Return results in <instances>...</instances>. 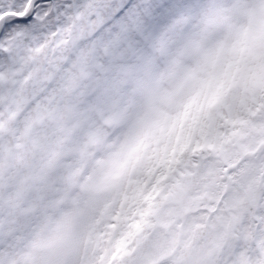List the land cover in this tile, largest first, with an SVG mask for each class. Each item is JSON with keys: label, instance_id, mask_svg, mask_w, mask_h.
I'll return each mask as SVG.
<instances>
[{"label": "rangeland", "instance_id": "obj_1", "mask_svg": "<svg viewBox=\"0 0 264 264\" xmlns=\"http://www.w3.org/2000/svg\"><path fill=\"white\" fill-rule=\"evenodd\" d=\"M17 2L25 10L24 0H0V10ZM120 5L128 10L114 21ZM40 6L34 19L0 37V264H42L37 241L48 247L39 236L49 233L50 213L74 203L81 190L71 179L88 180L93 163L105 159L98 144L83 154L82 136L93 114L107 115L91 88L108 79L113 60H120L111 76L119 87L151 57L170 61L214 24V58L188 92L195 113L184 106L168 138L158 131L142 172L105 202L112 210L105 239L113 244L99 232L89 264H264V0ZM42 12L51 15L43 27ZM234 32L262 40L229 50ZM118 132L110 128L107 142Z\"/></svg>", "mask_w": 264, "mask_h": 264}, {"label": "bare ground", "instance_id": "obj_2", "mask_svg": "<svg viewBox=\"0 0 264 264\" xmlns=\"http://www.w3.org/2000/svg\"><path fill=\"white\" fill-rule=\"evenodd\" d=\"M24 1L26 2L25 10H22L23 8H17V10L27 13L28 19L26 21H28L31 18L34 19L36 13L42 9L40 5L43 4V1L44 3H51L55 0ZM20 2H17L13 8ZM236 10L235 8L233 13ZM67 13L70 14L68 11ZM42 14L48 16L46 19L41 15L43 27L44 22L49 21L51 15H46L44 12ZM239 20H242V18L239 17ZM239 20L237 23H239ZM219 31L218 25L215 26L214 24V26L208 27L194 37L196 38L195 45L194 42L189 41L190 45L179 47L180 52L176 50L173 59L170 61H162L156 57H151L140 68L141 74L133 82L120 79L119 87L114 83L110 87H105V80H102L91 88L93 93L99 92L101 94L102 99L96 105L101 106L107 115L91 114V123L95 125L90 123L87 127L88 131H85L82 136L83 154L87 153L88 150L93 152L98 144L103 150L105 159L93 163L92 173L87 177L88 180L71 179V183L81 190L80 196L74 202L77 218L75 236L70 239L67 231L62 234L46 233L40 235L39 237L43 238L44 243L48 244V247H44L43 244H39L41 243L40 239L37 241L38 250L41 251L42 264H89L95 251V248H92V241L99 232H102L101 240L103 235L104 243L107 246L113 244V241L107 242L105 239V224L109 221L112 210L109 204L107 206H104V204L111 200L112 194L121 191L119 182L124 176L123 184L126 183L127 186L131 173L138 176L142 172L154 151L152 148L157 140L154 135L164 129L160 134L165 132V137H169L171 120L180 112L182 107L181 97L188 96L191 88L199 84L197 80L202 77L203 69L211 65L215 52V40L211 41ZM236 37L234 32L230 43L226 46L227 49L247 48L250 44H257L256 40L259 38L262 40L260 36L244 39H237ZM190 46L193 47L188 48ZM208 53H211L209 58ZM198 62H203V64ZM242 62L247 63L246 59ZM165 64L167 65L165 66ZM96 115L99 118L98 120H96ZM110 128L119 130L114 143L107 142L105 137ZM105 144H108V147H105ZM117 145H119V150L113 152L112 149ZM86 149L88 150L86 151ZM106 164L108 170L104 171ZM93 176H96L94 181ZM35 195H37L35 199L38 201L39 207L45 209L48 201L45 199V202L42 201L41 195H38L37 192ZM97 218L98 223H95ZM97 252H99L98 249L95 253ZM44 253L49 255L46 256Z\"/></svg>", "mask_w": 264, "mask_h": 264}, {"label": "clouds", "instance_id": "obj_3", "mask_svg": "<svg viewBox=\"0 0 264 264\" xmlns=\"http://www.w3.org/2000/svg\"><path fill=\"white\" fill-rule=\"evenodd\" d=\"M182 107L180 111H183V106H186L191 113H195L196 103L193 102L190 96L181 97ZM119 150V145L112 149L113 152ZM108 170L107 164L104 167V171ZM96 176H93V181ZM123 184V180L119 182ZM77 230V218H76V205L71 201L65 202L58 209L52 210L50 213V219L48 221V231L52 234H62L65 231L68 232L69 238L73 239ZM44 255H49L44 253Z\"/></svg>", "mask_w": 264, "mask_h": 264}, {"label": "snow or ice", "instance_id": "obj_4", "mask_svg": "<svg viewBox=\"0 0 264 264\" xmlns=\"http://www.w3.org/2000/svg\"><path fill=\"white\" fill-rule=\"evenodd\" d=\"M128 10L127 5H120L116 12L115 15L113 16L114 21H118L120 17L125 15V13ZM28 19V14L23 13L22 10L18 11L16 8H11L9 10H0V21H2V24H0V37H3L5 34V31L8 29H12L15 25L21 24L24 21ZM140 41H137V46L139 45ZM145 47H147L145 43ZM112 57H115V53L112 54ZM104 61L103 66H107L109 64L110 57H103L102 58ZM120 60L115 59L113 60L112 66L109 69V71H106L104 73L105 76L108 77V79L105 80V87H110L112 84L111 76L115 74L116 71V66L119 65Z\"/></svg>", "mask_w": 264, "mask_h": 264}]
</instances>
